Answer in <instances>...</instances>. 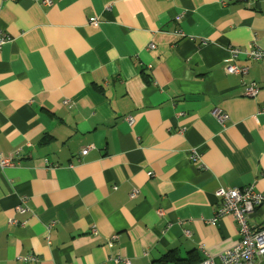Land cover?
<instances>
[{
  "label": "crops",
  "instance_id": "0c3cea01",
  "mask_svg": "<svg viewBox=\"0 0 264 264\" xmlns=\"http://www.w3.org/2000/svg\"><path fill=\"white\" fill-rule=\"evenodd\" d=\"M0 28V264H221L216 192L264 193V60L230 51L264 0H0Z\"/></svg>",
  "mask_w": 264,
  "mask_h": 264
},
{
  "label": "built area",
  "instance_id": "2783aa9c",
  "mask_svg": "<svg viewBox=\"0 0 264 264\" xmlns=\"http://www.w3.org/2000/svg\"><path fill=\"white\" fill-rule=\"evenodd\" d=\"M45 4H51L52 0H43ZM93 24H98V19L93 17L90 19ZM11 40V36L2 28H0V50L3 45ZM233 58H237L239 54H246L253 60H264V50L256 44L250 46L246 50L238 47H231L230 49ZM227 72L236 74H246L247 67L239 66L232 63L227 66ZM260 90V86L252 82L247 85L245 94L249 97L255 96ZM212 115L218 120L221 125L229 118L228 114L220 108H214ZM129 123L133 122L132 116H127ZM92 146H86L82 150V155H86ZM192 160L199 166L202 165V159L197 152H192ZM14 163L13 155L0 156V165L7 166ZM151 175V173H149ZM138 190L134 189L131 196H136ZM220 199V206L218 208L215 220L227 214H233L240 227L239 241L231 248L225 250L218 255L221 264H258L257 257L264 254V226H252L249 223V217L258 208L264 207V193L257 191L253 185L245 187H235L231 189L221 188L216 192ZM19 210L26 211V206H19ZM162 213V212H161ZM189 234V231L186 230ZM25 259H35L33 256H27ZM116 262L123 261L125 264H131L129 259H123L120 256L116 258ZM205 264H216L215 258L209 256L205 260Z\"/></svg>",
  "mask_w": 264,
  "mask_h": 264
}]
</instances>
